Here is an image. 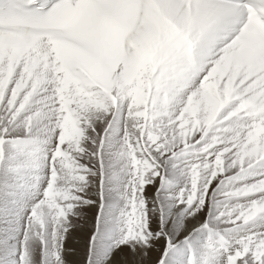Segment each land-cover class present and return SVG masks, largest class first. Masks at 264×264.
<instances>
[{"label": "bare ground", "instance_id": "obj_1", "mask_svg": "<svg viewBox=\"0 0 264 264\" xmlns=\"http://www.w3.org/2000/svg\"><path fill=\"white\" fill-rule=\"evenodd\" d=\"M3 70L4 67H0V83ZM146 82H148V78ZM9 84L13 86L10 89L9 87H4L0 92V104H6L10 106L9 108H13L15 113H19L15 120V125H19L23 122V118L25 119L24 115H28L30 112L40 111L41 113V111H43L41 115L30 117V119L33 122L41 123L42 131L52 132L54 130L53 133L55 132L54 134L58 136L57 121L60 119L61 122H63V117L60 115L58 116L56 111L52 110V107L55 108L58 106L56 99L51 97V95H43L52 93V88L42 80H33L28 84H24L19 73H13ZM119 85L120 83L116 85L113 93L109 96L96 94L93 99L85 98L81 102L76 101L75 105L72 107L74 118L71 124L73 125L74 122H77L79 129L77 132L72 131L69 133L75 136L83 135L87 143L89 138H92L94 142L97 134L96 131L99 127H97V125L101 122L103 124V131L100 133L101 137H104L107 133L110 135L109 130H113L115 134L120 129L121 131L116 133L115 136L119 135L117 137L123 140L127 138L129 134H133V131L137 129L139 135L138 139L141 141L139 140L140 145L136 146V153L138 157H141L137 149L138 147L145 156L150 155L149 158L147 157L150 164L145 163L143 166L132 164L133 162H131L129 157L131 154L125 159L122 157V160L120 159L121 162H119L122 163L120 169L123 170L125 174L118 171L123 173L125 177L121 182V189L111 188L113 185L118 187V184L109 183L108 185V183H105L104 186H102L103 184L99 185V196L97 195L98 192L96 193L97 186H95V184L97 182L94 184L91 180L79 181L84 187V195L78 192L83 195V198L81 200L75 198L78 201H76L77 205L81 206L83 209L86 207L91 208L97 214L100 212V217L98 219H95L89 214H84L80 217L83 223L81 228H79L80 224L72 227L68 225L69 229L61 225L58 230V224L55 221L57 218L55 217L56 219L54 220L53 215L48 214L45 220L49 218L50 221L49 223L47 221V228L43 230L45 220L41 222L39 220L40 218L33 219V216L30 218L28 217L29 213L34 209L43 208L39 207V205H42L39 204V196L35 193L34 199L32 192H29L27 198H30V201L25 211L29 212L26 217L24 216L28 219V223L31 226V231L28 236H26L28 233H26V235L22 234V231L19 233V219L24 213L20 214V212H16L15 206H11L4 211L3 215L0 214V230L3 232L1 243L4 244L7 249L0 254V264H185L188 249L194 252L197 264H229L230 260L235 261L237 264H264V153L259 149L260 155L257 156L256 159H251L253 157L250 154L253 155L258 147L252 146L245 150H242L240 147L239 151L234 154L235 157L233 156L232 159L238 160L232 163L231 154H233V152H230V158H226L229 157V155L220 158L211 155H197L194 154L193 150H187L188 148H192L193 144L185 145L175 149L173 152H169L172 149L169 150V148L166 149L165 146H160L163 143V134L157 133V138L150 132L148 124L156 125V123L151 121L150 123L148 122L150 119V116L147 114L148 110H153L152 112L155 113L156 110L160 109L162 113L171 114L170 117L172 116L173 122L172 127L176 129L175 140L182 138V135L184 138L190 139L193 134H190L189 131L193 130L195 124L198 126L200 125L198 121L205 127L206 125L207 127L209 125L214 126L220 122V119L225 115V113H221V111L225 110L223 104L211 117H208L211 110L209 107L210 102H203L201 103L202 106H200V104H195L191 108L192 111L195 112L193 114L190 112L187 113L182 120L179 121L177 120V116L185 104H181L177 99H174L172 102L173 105L159 107L157 104H154V106L151 105V107L148 106V101L146 100L148 91L141 90L138 96L133 95L137 88H123V94L120 99H126L127 102L119 108L118 103H120V99H118L119 97L117 95ZM143 96L145 97V99L143 98L145 103V105H143L144 107L139 104ZM27 97L29 98L28 101H26ZM40 97L41 99L38 101ZM207 102L209 108L206 107ZM136 104H139V108L143 107V109L146 110L145 114L140 118L136 115L137 109L134 108ZM1 109L0 107V110ZM3 112L4 109L0 112L1 117L4 116ZM44 112L45 117L43 119ZM155 116L157 115L155 114ZM152 119L157 122L164 120L158 116H152L151 120ZM5 120H7V122L10 121V119ZM25 123L27 124L26 121ZM25 123L24 127H26ZM192 124L194 125L192 126ZM22 128L23 126L21 125L17 127L18 133H16V137H10V131L6 132V134L0 133V170L2 169L0 173V196H4L1 194V192L5 190L4 186L6 184V186H10L7 182H14L13 171L10 170V173L3 172V167L7 168L8 161L6 159L16 156L17 150H15V148L17 146L22 149H26L28 146L27 142L24 144L18 142L20 140L19 138H25L20 136ZM221 128L224 130L227 127L224 129L223 127ZM41 130L35 128L33 134L39 131L41 132ZM193 131L195 132V130ZM239 133L240 131H237L236 134L234 133L233 135L231 133L230 136L225 133L226 136H228L226 139L236 138ZM214 135L212 136L215 137ZM218 136L217 138L221 137ZM220 139H222V137ZM199 140H201V138ZM235 140L236 142L240 141L242 144L246 140V137L241 136L234 139V141ZM52 141L53 143L50 145L48 143V146H46V142L37 143L33 141V143L30 142L29 144L31 146L27 147L28 150H33L34 156L41 157L43 163L46 164V166L44 165L46 171L49 166V158L54 152L55 146L58 144L56 138ZM113 141L114 140H110L109 145H112ZM86 143L83 145L85 149L88 148ZM101 148L103 149V146ZM89 151H92V147ZM215 157H217V159ZM246 159L251 163L249 164L247 161L243 163L242 166L245 168L242 169V171H225L224 168H231L234 164H239V162L241 166V162ZM211 160L214 162L213 165L211 164V169L214 166L217 174H215L214 178H210L211 174L209 168L208 171H204V175L200 176L199 179L194 170H196L198 166H201L200 163H202V165H208L212 162ZM225 164L226 166L224 167ZM134 165L137 167L138 172L132 169ZM238 166L239 165H237V168ZM36 167L37 166H33L32 168L36 169ZM22 168L29 169L31 166H23ZM191 168L195 169L193 170ZM201 168L203 167H200V169ZM146 169H151L153 172L157 170L159 172V177H157V182L155 181V177L150 180L149 187H152L149 193L150 196L144 197L142 196L141 190L135 186L137 185L135 182L137 178H134L133 173L135 172L134 174L137 176ZM84 171L88 172L87 170ZM188 171L191 173L185 175ZM180 172L185 175L184 179H182L184 175L181 178ZM63 173L64 175L68 174L65 171ZM46 175L48 179L49 172L46 173ZM167 175L170 176L167 177ZM203 176L208 177L207 180H215L214 185L213 182H211L213 185L212 188L210 187V180L208 182L210 184L208 187L211 189V192L208 194L212 202H209L207 205L204 203L206 199H203V194H207L204 192V190L206 191V189H204V183H201ZM245 180L250 182H248L246 186L244 184L246 182ZM252 180L254 181L252 182ZM47 183L48 180L43 186H46ZM81 185L80 187H82ZM239 189L240 191L237 192L236 190ZM233 190L237 193L233 192V194L231 192ZM8 192L12 193V195L7 196L5 194V201L3 200L5 203L12 204V202H10L11 199L12 201L20 202V189H13L12 186V188L8 189ZM230 193H232L233 197H230ZM104 195L106 198L105 202L101 198V196L104 197ZM220 197L225 199H221ZM21 204L23 205L24 203ZM228 205L232 206L230 207L231 209L227 207ZM256 206H258L260 211L258 210L259 212L257 211L255 215L248 217L249 214H253V208ZM225 207L231 211L227 212L226 209L224 213ZM21 208H23V206ZM248 208H251V211H244L245 213H242L243 210ZM145 212H148L149 215L147 217V223L144 224L143 219L147 216ZM240 213L243 214L241 219L239 221L235 220V223L231 224L230 221H233L232 219L238 217ZM39 227L40 230H43L42 232L45 233L48 242L45 247L41 243H34L37 247L35 249L40 250L35 251V249H29L28 244L25 242H32V232L36 231ZM88 229H90L91 233L88 238L84 240L80 235H86ZM22 230L24 231V229ZM63 231H68L66 237H63ZM210 231L220 233L226 239L227 244L218 247L214 234ZM240 258H242L241 261Z\"/></svg>", "mask_w": 264, "mask_h": 264}, {"label": "rangeland", "instance_id": "obj_2", "mask_svg": "<svg viewBox=\"0 0 264 264\" xmlns=\"http://www.w3.org/2000/svg\"><path fill=\"white\" fill-rule=\"evenodd\" d=\"M119 87H120V85H119ZM144 87H145V90L147 92L149 90L148 89V82H147V85H145ZM51 94L52 93L43 94V95L44 96H47V95H51ZM122 94H123V90L121 91V89L120 90L118 89L117 95H118L119 98L117 96L116 97L118 99H120L121 96H122ZM147 95L148 96L146 97V100L148 101V106H151V105L154 106V104H157V106L162 107V104H161L162 103V100L158 97V95L153 90H151V93L150 94L147 93ZM143 98L145 99V97L143 96L142 97V100L139 102V104L141 106L145 105ZM40 99H41V97L38 98V101ZM176 99L181 104H185V100H184L185 98L184 97L178 96ZM119 102H120V103H118L119 104V108H121L122 105L127 102V100L126 99H120ZM53 103H54V101H53ZM139 104H136V106L134 107L135 109H137L136 115H137L138 118H140L143 114H145V111H146V110L143 109L144 106L141 107V108H139ZM222 104L223 103H221L219 105L217 100H215L214 102H210L209 107L211 108V110H210V113H209V116L208 117L213 116L214 113H215V111ZM171 105H173V104H171ZM200 106H202L201 103H200ZM0 107L2 108L1 110L4 109V112H3L4 116L1 117V115H0V133L6 134V132H9L10 131L9 132L10 137H16L17 136L16 133H18L17 127L21 125V126H23V128H22V131H20V132H22L20 136H22V137L30 138L31 140L43 141V142H46L47 144L49 143V145L51 143H53L52 140H54V138L57 137L56 134H54L55 132L53 133L54 130L52 132L42 131L41 130L42 129L41 123L33 122V121L31 123H28V124L25 123V121L27 120V118L39 116V115L42 114L43 111H41V113L39 111L40 114L39 115H36V116H26V115H24L25 119L23 118V120H22L23 122L21 124H19V125H15V120L17 119V115L19 113L18 112L15 113V111L13 110V108H9L10 106H7L6 104L3 105V103L0 104ZM206 107H208V102H207V106ZM224 108H225L226 111L225 110L224 111H221V113L222 114L225 113V115L223 116L225 118L226 115L229 113V111H227V107H224ZM1 110H0V112H1ZM152 111H150V110L147 111V114L150 116V119H149L148 122L149 123H150V121L151 122H154V123H156V125L148 124L149 127H150L149 130L156 137H157V135H156L157 133L163 134V136H162L163 137V143L160 146H165V148L166 149L169 148V150L172 149L169 152H173L175 149L181 148V147H183L185 145H189V144L192 145L193 144V147L192 148H188L187 150L188 151H192L193 150L194 151V154H197V155H200V154L201 155H211L213 157L214 156H217L218 158H220V157H226L228 155H229V157H226V158H230V156L232 155L231 156V160H232L234 154L237 151H239V149L241 147L239 145V147H237L234 151H232L233 154L228 153V151H226L227 152V154L225 153L226 155L224 153H223L224 155L223 154L217 155L218 154V150L216 149V147H218V144L220 142H224V140H225V142L227 144L224 142V143H222V145L224 147L227 146V149L226 150H229V148L232 145H235V144H237V142H239V141L236 142V140L234 141V139H236V138L228 139L229 141L226 139V137L230 136L231 133L234 135V133L236 134L237 131L234 128L235 125H233V123H231L230 121L224 119L223 117L221 118L222 120L220 119V122L218 124H216L214 126L213 125H209L208 127H207V125H206V127L204 125L202 126V124L200 123V121H198L201 126L198 127L197 124L194 125L193 130H195V132L192 129H191L192 131H189L190 134H193V136L191 135V138L190 139L189 138H184L183 135H182V138H179V139L175 140V138H176V129H175V127L174 128L172 127L173 122L170 120V118H171L170 115L171 114L166 113L167 116L169 115L168 116V119L169 120L166 118V119H164L162 121L157 122L156 120H153V119H152L153 121L151 120V117L152 116L153 117H157V116H155V113H153ZM156 112L162 113V110L158 109V110H156ZM194 112L195 111H192L190 113L193 114ZM31 114L32 113L30 112V115ZM149 116H148V118H149ZM44 117H45V112L43 113V119H44ZM5 119H10V121L7 122V120H5ZM225 122H226V124H225ZM24 123L26 124V127H24ZM101 124H102V122L97 125V127L98 126L99 127L97 128V131H96V133H97L96 134V139L94 140V142L92 141V138H89V140L86 143V141L84 139L85 137L83 135L77 136L78 138H75L74 140H72L70 142H68V141L65 142V144H66L67 147H64V149H65V151L67 150V152H69V160L67 161L66 164L65 163L64 164L57 163V162L55 164L56 166H58V169L56 170V172H57V174H59V180L57 181V183L55 185V188H53L54 189L53 190V192H54V199L51 201V203H49L50 206L47 204V201L48 200L45 199L43 201V199H42L43 198V195H44L43 193L45 192V190L47 188V185L49 183L48 182L46 186H43V184L48 180L46 173H48L49 171L48 170L46 171V169H45L46 164L43 163V160L41 159L40 156H34L33 155V152H32L33 150H28L27 149L28 146H31V145H29L30 144V141H27V140H24V139L19 138L20 140L18 142H20L22 144H24V143L27 142L28 146L26 147V149H22V148H20V147L17 146L15 148V150H17L16 156L14 158L13 157H9L8 159H6L8 161L7 168L3 167V172L5 171L6 173H10L9 172L10 170L13 171L14 172L13 173L14 174V178H13L14 179V182L13 183L7 182L10 186H6L7 185L6 184L4 186V189L5 190L1 192V194H3L5 197L4 196H0V205H1L0 206V214L3 215L4 211L7 208L11 207V206H15L16 212H20V214L21 213H24L23 216L19 219V224H20L19 225L20 226L19 227V233L22 231V234H25L26 235V233H28L26 235V236H28L29 233H30V231H31V229H30L31 226L28 223V219L25 218L26 215H27V213L29 212V211L25 212L26 209L28 208L27 207V204L30 201V198L29 199L27 198V195H28L29 192H32V194L34 195V199H35V193H36L37 196H39V201L41 202V203L39 202V204H42V205H39V207H43V208H38V209H34L33 211H31L30 212L31 214L29 213V216H28L29 218L33 216V219H39L40 218L39 220L41 222H44L45 217H47L48 214H52L53 217H54V220L57 218L55 221L58 224V230L60 229V226L61 225H63L64 228H68L69 229L68 225H70V227H72V226H76V225L80 224V227L79 228H81L83 223H82V219L80 217H82L84 214H89L90 216L94 217L95 219L96 218L98 219L100 217L99 216L100 215V212L97 214L91 208L86 207V208L83 209L81 206L77 205L76 201L78 199L81 200L83 198V195H84V193H83L84 187L81 185V183H80L81 181H89V180H91V182L94 183V184L97 182L95 184V186H97L96 187V193L98 192L97 195L99 196V191H98L99 190V185H102L103 184L102 186H104L105 183H108V185H109V183H111V184H118L119 185L118 187L115 186V185H113V186H111V188L121 189V182L123 181V178L125 177L124 176L125 173L123 172V170L120 169L122 163H119V162H121L122 157H124V159H125V158H127V156L129 154H131V156H129V157H130L131 162H133L132 164H138L140 166H143L145 163L150 164V162L147 159V157L149 158L150 155L145 156L141 152L140 148H138V147H137V149L140 152L141 157H138V155L136 153V146L137 145H140L139 144V140L140 139H138L139 138V135H138L137 129H135L133 131V134L131 133V134L128 135L127 138H124L123 140H121L120 137L119 138L117 137L119 135H116L115 136L116 133H118V132L121 131L120 129L115 134H114V131L113 130L112 131L109 130L110 135L107 133L104 137H101V134L100 133H102V131H103V124L102 125ZM226 126H228V128L224 129ZM215 127H217V128H215ZM221 127H223L224 130H222ZM35 128L41 130V132L39 131L38 133L33 134ZM76 128H77V130L79 129L78 126ZM190 128H192V127H190ZM190 128H189V130H190ZM197 128H198V130H197ZM187 129H188V127H187ZM216 129L217 130L219 129V130L217 131ZM213 130L215 131V133H214ZM221 131H223V132H221ZM70 132H72V131H70ZM227 132H229V133H227ZM194 133H195V135H194ZM225 133L226 134H229V135L226 136ZM67 134L68 135H72L69 132H67ZM223 134H225V135H223ZM57 135H58V132H57ZM131 135H132V137H131ZM212 135H214L215 137H213ZM28 136H30V137H28ZM217 136L218 137L221 136L222 139H220L221 137L220 138H217ZM203 137H205V138H203ZM200 138H201V140H199ZM210 138H213V139H210ZM196 139H197V141H196ZM219 139H220V142H219ZM110 140H114L112 145H109V143H110L109 141ZM216 140H218V142H216ZM229 142H231V143H229ZM31 143H33V142H31ZM85 143L88 145L87 146L88 147L87 149L83 148V145ZM224 144H226V145H224ZM228 144L230 145V147H229ZM102 146H103V149L101 148ZM91 147H92V151L93 152L92 151L91 152L89 151L91 149ZM95 147H96V149H95ZM212 154H214V155H212ZM3 155H2V158H3ZM250 155L253 157L251 159H256L257 156L260 155V152H259V155H257L255 152L253 153V155L252 154H250ZM217 157H215V158L217 159ZM117 158H118L119 161L117 160ZM237 160L238 159L232 160V163H234ZM246 161H247V163H249V160L246 159L243 162H241V166H240V162H239V164L238 163L237 164H234L232 166L233 168L232 167L231 168H227L226 167L224 169L227 172H229V171L232 172V170H233V172L234 171H242V169L245 168L242 165ZM197 164H199V163H197ZM200 164H201L200 167H203V168L200 169L199 166L196 168V170H194L195 168H191V169H193L195 171V173L198 176V178L200 179V176L204 175L203 174L204 171H208L209 168H210L209 170H210V174H211V177L210 178H212V177L214 178L215 174H217V172L215 171V167L214 166L211 169V166L214 164V162L212 161L208 165H204V164L202 165V163H200ZM226 164L224 165V167L226 166ZM237 165H239L238 168H237ZM23 166H27V167H30L31 166V168L24 169V168H22ZM33 166H37L36 169H33L32 168ZM16 168H21V169H16ZM132 169L135 172L136 171L138 172L137 167L135 165L132 167ZM151 169H146V170L140 172L137 176H136V174H134L135 172L133 173L134 178H137L135 180V182L137 183V185H135V186H136V188H138V189L141 190V192L143 194L142 196H144V197L145 196H150L149 193L152 190V187H149L150 180L154 179V177H155V181H156V180H158L157 177H159V172L157 170H155L153 172ZM1 170H0V173H1ZM84 170H87L88 172H85ZM118 170L121 171V172H123L124 174L121 173V172H119ZM41 171H42V173H41ZM64 171L67 172L68 174L67 175H64V173H63ZM189 173H191V172L188 171L187 174L185 173V175H189ZM62 174H63V176H62ZM180 174H181V178H182V176L184 174L181 173V172H180ZM185 175L183 176L182 179L185 178ZM44 176L46 177L47 180L45 179ZM49 176H50V173H49ZM169 176L170 175H167V177H169ZM205 176H207V175H205ZM205 176L202 177V182L201 183H204V189H206V191L204 189L203 190H204L205 193L208 194L209 192H211V189H209L208 186L211 184V182H213V185H214V181L215 180L214 181H211L209 179L210 180V184H209L208 183L209 180H207L208 177H205ZM195 177H194V179H195ZM199 179H198V182H199ZM253 181L254 180H252V182ZM248 182L249 181H246L244 183L245 186L247 185ZM79 184L82 187H80ZM244 184H243V187H244ZM213 185L211 184L210 187L212 188ZM12 186H13V189H16V188L20 189V193H21V194H19V200H20V202L12 201V199H11L10 202H12V204L11 203H5L4 201H5L6 195L7 196H11L12 195V193H9L8 192V189L12 188ZM236 191L238 192V191H240V189L239 190H236ZM236 191L233 190L231 192L233 193V192H236ZM78 192L83 193V195L80 194V193H78ZM232 193H230V197H233L232 196ZM207 194H203V199L204 198L206 199L205 200L206 202L204 201V203H206V205L209 204V202H212L210 200L211 198H210L209 194L208 195ZM37 196H36V199H37ZM51 197H52V195H51ZM230 197H228V198H230ZM75 198H77V200ZM101 198L105 202V199H106L105 198V195H104V197L101 196ZM220 198H218V199H220ZM56 199H57L58 202H61V203H58L56 201ZM221 199H225V198H221ZM24 200H26V201L23 202ZM207 200H208V203H207ZM21 203H24V204L22 205ZM46 204H47V206H45ZM22 206H23V208H21ZM227 207H229V209H231L230 207H232V206L228 205ZM227 207H225L224 213L226 212V209H227V212H230L231 211ZM258 210H259L258 206H256L255 208H253V212H252L253 214H249L248 217H250V216L252 217L253 215H255V213ZM244 211L245 212L246 211L247 212L248 211H251V208H248V209L243 210L242 213H245ZM148 212H145L147 216L143 219L144 224L147 223V217L149 215ZM33 213H34V215H33ZM222 213H223V211H222ZM242 213H240L241 216L238 215V217H234L232 219L233 221H230L231 224L232 223L234 224L235 223V220L236 221H239L241 219L242 215H243ZM47 221L49 223L50 219L47 218L45 220V222L43 224V230H45L47 228ZM16 223H18V222H16ZM26 227H28V228H26ZM22 229H24V231ZM38 230H40V227L38 229H36V231L32 232L33 233V237L31 238L32 242L30 241V243H29V242H25L24 241L26 244H28L29 249H35V248H37L36 247V244L37 243H41L45 247V245L48 242V238L46 237L45 233L42 232L43 230H40V231H38ZM67 232L68 231H63V235H64L63 237H66ZM90 233H91V231H90V229H88L86 231V235H84V236L83 235H80V236L84 240H86V238H88V236L90 235ZM2 234H3V232L0 230V254H1V252L7 250L5 248V246H4V244L1 243V236H2ZM63 240H64V238H63ZM34 243H36V244H34ZM62 246H63V244H62ZM61 248H63V247H61ZM35 251H40V250L39 249H35ZM185 264H186V262H185ZM229 264H237V263L235 261L230 260Z\"/></svg>", "mask_w": 264, "mask_h": 264}]
</instances>
